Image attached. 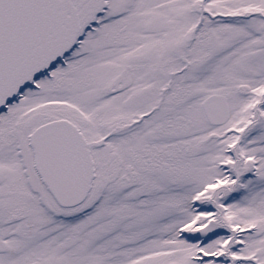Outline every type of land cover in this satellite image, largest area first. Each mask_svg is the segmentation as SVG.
<instances>
[{"label":"snow or ice","instance_id":"6c2138e0","mask_svg":"<svg viewBox=\"0 0 264 264\" xmlns=\"http://www.w3.org/2000/svg\"><path fill=\"white\" fill-rule=\"evenodd\" d=\"M0 264H264V0H0Z\"/></svg>","mask_w":264,"mask_h":264}]
</instances>
